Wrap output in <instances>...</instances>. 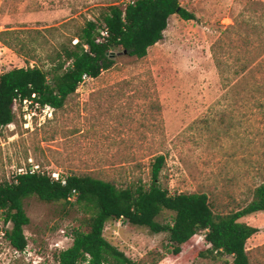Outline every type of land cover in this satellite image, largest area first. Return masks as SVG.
Here are the masks:
<instances>
[{
    "label": "rangeland",
    "instance_id": "rangeland-1",
    "mask_svg": "<svg viewBox=\"0 0 264 264\" xmlns=\"http://www.w3.org/2000/svg\"><path fill=\"white\" fill-rule=\"evenodd\" d=\"M130 1L0 0V32L39 31L31 38L19 34L31 49L28 61L0 42V74L46 70L48 57L61 44L73 45L86 21L100 25L104 8H123ZM180 5L196 20L171 16L162 41L141 60L113 54L114 66L86 81L51 117L29 107L34 115L25 129L17 102L13 123L0 131V183L30 168L51 178L89 176L124 189L148 184L150 166L162 155L159 180L170 194H205L215 214L247 205L264 182V66L236 73L252 48L235 22L264 16V0H181ZM23 207L30 220L24 228L27 247L17 253L0 234V264H58L56 255L71 246L72 231L88 214L76 204H48L35 196ZM171 216L163 212L156 221L164 224ZM244 222L258 229L246 243L249 263L264 264V212ZM103 236L135 264H232L228 256L199 255L205 250L202 236L178 255L172 254L167 233L122 220L107 222Z\"/></svg>",
    "mask_w": 264,
    "mask_h": 264
},
{
    "label": "trees",
    "instance_id": "trees-1",
    "mask_svg": "<svg viewBox=\"0 0 264 264\" xmlns=\"http://www.w3.org/2000/svg\"><path fill=\"white\" fill-rule=\"evenodd\" d=\"M181 0H138L123 8L110 5L100 16V25L86 21L74 38L77 42L61 44L48 57V68H13L0 74V131L13 123L17 102L32 100L40 107L54 111L64 107L69 96L80 87L82 77L98 78L115 64V56L122 53L141 60L148 49L163 39L171 16L184 21L196 20L193 13L180 5ZM239 30L247 32L245 45L252 48L250 56L240 63L236 73L244 75L264 66L252 55L264 53V16L245 17L235 22ZM107 37L101 41V32ZM37 30L2 31L0 42L25 61L31 58L28 42L19 34H38ZM218 46V43H217ZM216 58V56H215ZM221 63L217 62L220 67ZM246 89L251 85L245 80ZM249 87V88H250ZM256 89L255 92H259ZM264 95V88H261ZM34 96V98L32 97ZM263 107V103L259 104ZM165 158L159 155L150 166V182L124 189L89 176L65 177V185L54 182L38 171L14 175L0 183V234L17 253L27 247L24 228L30 220L24 211V200L35 196L44 203H64L81 207L88 217L72 231V244L56 255L58 264H135L103 236L105 224L122 220L133 226L145 227L154 234L167 233L168 241L178 255L183 246L202 236L205 246L199 255L228 256L232 264H250L247 241L258 229L243 220L264 212V182L252 192V199L244 207L227 213L215 214L208 198L202 193L170 194L160 184ZM76 192L73 202L68 199ZM169 212L170 221L160 224L156 219ZM8 224L11 227L8 229ZM86 228L87 231H82Z\"/></svg>",
    "mask_w": 264,
    "mask_h": 264
},
{
    "label": "built area",
    "instance_id": "built-area-1",
    "mask_svg": "<svg viewBox=\"0 0 264 264\" xmlns=\"http://www.w3.org/2000/svg\"><path fill=\"white\" fill-rule=\"evenodd\" d=\"M135 1H138V0H132L129 3H133ZM106 37H107V30L105 28L101 32V38H102L101 41H103ZM76 42L77 41L75 40L74 44ZM91 79L92 78H90L89 76L84 75L82 77V82H81L80 86H82L86 81H89ZM32 97L34 98V96H32ZM19 103H20V105L22 104V111H23V115L22 116H23V119H24L23 127L25 129H27V128H29L31 126L30 124L32 122V116L34 115L33 112L31 111V109H29V107H31V108L35 107V110H40L44 114V116L48 115L49 117H51V115H52L53 109L50 108L49 106L40 107L39 104L34 103L32 100H23L22 102H19ZM34 171L35 170H31L30 174L34 173ZM26 173H27V171L26 172L20 171L16 175L26 174ZM51 179L54 182H60L62 185H65L64 178L59 176L58 174H52V178ZM75 196H76V192L73 191L71 197L68 200L71 201Z\"/></svg>",
    "mask_w": 264,
    "mask_h": 264
},
{
    "label": "crops",
    "instance_id": "crops-1",
    "mask_svg": "<svg viewBox=\"0 0 264 264\" xmlns=\"http://www.w3.org/2000/svg\"><path fill=\"white\" fill-rule=\"evenodd\" d=\"M244 221V220H243Z\"/></svg>",
    "mask_w": 264,
    "mask_h": 264
},
{
    "label": "water",
    "instance_id": "water-1",
    "mask_svg": "<svg viewBox=\"0 0 264 264\" xmlns=\"http://www.w3.org/2000/svg\"><path fill=\"white\" fill-rule=\"evenodd\" d=\"M113 55V54H112Z\"/></svg>",
    "mask_w": 264,
    "mask_h": 264
}]
</instances>
